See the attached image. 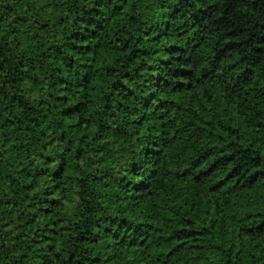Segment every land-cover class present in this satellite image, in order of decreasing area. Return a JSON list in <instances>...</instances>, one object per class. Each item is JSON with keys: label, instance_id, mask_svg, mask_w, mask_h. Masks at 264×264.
Returning a JSON list of instances; mask_svg holds the SVG:
<instances>
[{"label": "trees", "instance_id": "trees-1", "mask_svg": "<svg viewBox=\"0 0 264 264\" xmlns=\"http://www.w3.org/2000/svg\"><path fill=\"white\" fill-rule=\"evenodd\" d=\"M0 264H264V0H0Z\"/></svg>", "mask_w": 264, "mask_h": 264}]
</instances>
